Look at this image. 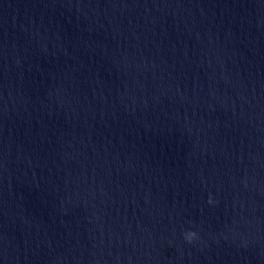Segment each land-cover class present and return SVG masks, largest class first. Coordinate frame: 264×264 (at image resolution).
<instances>
[{
    "label": "clouds",
    "instance_id": "9594fccd",
    "mask_svg": "<svg viewBox=\"0 0 264 264\" xmlns=\"http://www.w3.org/2000/svg\"><path fill=\"white\" fill-rule=\"evenodd\" d=\"M209 203H212V200H209ZM196 238V233L195 232H189L185 234V239L191 243L194 239Z\"/></svg>",
    "mask_w": 264,
    "mask_h": 264
}]
</instances>
